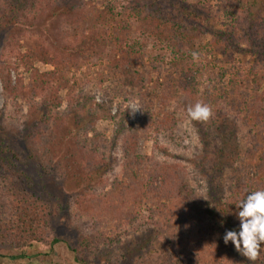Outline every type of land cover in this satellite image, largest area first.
<instances>
[{
  "label": "trees",
  "instance_id": "1",
  "mask_svg": "<svg viewBox=\"0 0 264 264\" xmlns=\"http://www.w3.org/2000/svg\"><path fill=\"white\" fill-rule=\"evenodd\" d=\"M125 1L121 14L127 11L131 17L147 22L151 33L163 39L172 60L170 65L176 74L174 77L171 74L163 75L156 63H144L143 56L136 54L134 46L124 48L114 35L118 43L113 47V59L108 64L105 78H101L99 84L105 83L106 89L113 95L137 100L140 108L137 123L131 121L128 110L122 112L118 109L112 116L110 109L104 110V106L93 104V96H81L74 108L69 105L62 114H53L60 107L57 97L53 105L43 103L27 115L22 130L2 131L3 127L0 126V132H7L0 133V244L19 251L18 256L11 257L13 259L25 255L26 249L32 244L43 241L50 227L51 212L48 202L30 193L22 185L23 182L19 184L17 179L23 175V170L11 143L17 140L31 141V145L43 149L44 157L48 158V142L55 145V156L63 148L73 154L78 152L80 155L69 152L67 155L82 156L78 163L85 160L90 168L94 164V157L103 149L93 127L99 114L114 123V140L120 142V171L111 180L105 196L99 200L100 206H106L108 200L111 203L116 201L117 205L111 206L113 211L118 209L120 217H125L135 207L145 206L150 226L148 231L141 233L140 237L143 238L138 239L135 250L140 254L141 261L184 264L183 258L187 257L193 260V264H196L195 260L205 264H224L212 227L220 228V239L229 251L234 244L231 241L225 244L223 236L226 230H240L237 216L240 209L237 205L250 192L264 189V88L261 86L264 79L256 74L257 67H264L262 5L257 6V0H235L229 9L224 10L226 21L219 24L199 5L180 0ZM42 3V0H14L7 7L0 5V21L5 19L3 30L11 28L17 33H25L28 25L22 10L29 7L36 12ZM62 9L55 10V15ZM43 24L44 19L39 20V25ZM104 40L105 35H94L80 46L63 48L64 60L61 57L59 60L57 54L48 55L44 50L36 55L29 53L30 58L36 61L46 64L55 61V72L40 74L41 82H37L32 74H29L26 83L20 76L13 79L11 75L17 72V68L0 62L1 88L13 98H24L26 91L33 94L45 87L43 83L49 85L52 78H57V66L61 61L73 62L78 56L83 60L91 59V55L103 47ZM199 47L208 55L220 56L227 61H234L235 57L248 59L250 72L245 85L226 78V74L222 73L218 75L217 88L212 90L206 86L200 91L201 69L190 61L192 53ZM3 49L0 39L1 57ZM152 76L158 79L157 85H154ZM178 94L185 97L184 103L180 104L181 107L177 104L176 108L168 109L170 100ZM197 101L211 106L214 121L209 125H204L206 121H194L188 116L187 108ZM220 101L238 114L237 117L248 129L247 136L256 130L258 139L256 134L249 136V141L254 144L242 149V154L227 175L222 187L219 218L212 225L205 217L206 202L201 200L198 191L192 186L184 162L177 163L169 156L170 148L178 150L184 143L183 123L187 121L194 124L193 132H196V139L202 145V152L210 148L207 131L226 138L224 129H227L228 123ZM185 104L186 108L182 110ZM231 127L235 128V125ZM45 132L59 133L49 140ZM81 132L84 139L79 142L76 135ZM91 132L92 137L87 138ZM224 139L221 146L232 145V142L228 143ZM144 142L151 143L149 154L142 152ZM163 144L167 147H162ZM233 149L237 150L235 147ZM208 154H211L210 150ZM53 171L56 174L59 168L55 165ZM186 250L189 251L187 256ZM258 259L264 264V247Z\"/></svg>",
  "mask_w": 264,
  "mask_h": 264
},
{
  "label": "rangeland",
  "instance_id": "2",
  "mask_svg": "<svg viewBox=\"0 0 264 264\" xmlns=\"http://www.w3.org/2000/svg\"><path fill=\"white\" fill-rule=\"evenodd\" d=\"M180 1L199 5L221 24L226 21L224 10L229 9L235 0ZM42 2L36 12L29 7L22 10L28 25L25 33H17V30L11 28L3 30L5 19L0 21V39L4 48L0 62L17 68V72L11 75L13 79L20 76L26 83L29 74H32L37 82H41L40 74L55 72V61L50 64L36 61L30 58L29 53L36 55L44 50L48 55L57 54L59 60L60 57L64 60L65 54L61 51L63 48L80 46L94 35H105L106 40L103 47L91 55L93 56L91 59L83 60L78 56L73 62L61 61L57 66V78H52L49 85L43 83L45 87L33 94L26 91L24 98L9 96L0 85L2 131L22 130L27 115L45 102L55 104V97L59 99L60 107L53 111V114L55 112L62 114L69 105L74 108L81 96L86 98L93 96V104L104 106V110L110 109L112 116L118 109L122 112L128 110L131 121L137 123L140 119L139 110L134 114L130 112L133 108H139L137 100L132 101L113 95L106 89L105 83L100 85L99 81L105 78L108 64L113 59V47L118 41L124 48L134 46L136 54L143 56L144 63L152 61L161 68L163 75L171 74L174 77L176 73L172 69V64L170 65L172 60L163 39H160L158 34L151 33L152 29L147 27V22L131 17L127 11L124 15L121 14L126 4L125 0H42ZM11 3H14V0H0L1 6L7 7ZM260 4L264 12V0H257V6H261ZM60 8H63L62 11L55 15V10ZM262 16L264 18V15ZM42 19L44 24L40 26L39 20ZM114 35L118 41L114 40ZM195 53H198V58L194 59L192 55L190 61L201 69L200 91L206 86L212 90L217 88L218 75L222 73L226 74V78H231L242 85H245L244 82L249 78L248 59L235 57L234 61H227L220 56L208 55L200 47ZM256 74L264 79V67H257ZM151 79L155 80L154 85L158 84L159 81L154 76ZM261 86L264 88V81L261 82ZM184 100L185 97L178 94L175 99L170 100L168 109L176 108L177 104L181 107L180 104L184 103ZM29 103L32 106L29 107ZM219 104L228 123L227 129H224L226 138L212 135L213 132L207 131L206 138L210 148L202 152V145L196 139V132H193L194 124L187 121L183 123L184 143L178 150L170 148L169 156L177 163L184 162L192 186L198 191L201 200L206 202L205 217L212 225L219 218L223 198L222 187L225 185L227 175L242 154V149L250 148L254 144L249 141V136L256 134L258 139L255 129L247 136L248 129L243 126L241 119L237 117L238 114L228 108L229 105L223 101ZM185 108L186 104L182 110ZM183 113L184 111L181 112ZM213 118L211 116L204 125L212 123ZM232 124L235 128H229ZM93 127L101 139L103 149L94 157V164H91L90 168L85 160L78 163L82 156H72L80 155L78 152L73 154L68 151L72 154V157H69L63 148L55 156V145L48 142H46L50 155H46L48 158L44 157L43 149L37 145L33 147L31 141L27 143L17 140L11 143L13 151L19 156V166L23 170V175L17 180L19 184L23 182L22 185L30 193L40 196L49 203L50 227L42 242L32 244L26 249L25 255L17 259L11 257L18 256L19 251L0 244V264H143L145 260L141 261L140 254L135 250L138 239L143 238L140 237L141 233L148 231L149 215L145 206L133 208L125 217H120L118 209L112 210L111 205H117L116 201L111 203L108 200L106 206H100L99 200L105 196L111 180L120 171V142L114 140V123L106 120L103 114L96 117ZM55 133L59 132H45L46 139L55 137ZM76 136L79 142L84 139L83 132ZM86 137L91 138L92 132ZM223 139L228 143L232 142V145L221 146ZM162 147L167 145L163 144ZM234 147L237 150H234ZM141 148L142 152L149 154L151 143L144 142ZM209 150L211 154H208ZM55 165L59 168L56 174L53 171ZM212 228L224 264H253L237 252L235 246L227 251L220 239L222 237L220 228ZM187 253L189 251L186 250L185 256ZM183 261L184 264H193L191 258H183ZM145 262L152 264L150 261ZM195 263L205 264L197 260ZM254 264L263 263L258 259Z\"/></svg>",
  "mask_w": 264,
  "mask_h": 264
},
{
  "label": "clouds",
  "instance_id": "3",
  "mask_svg": "<svg viewBox=\"0 0 264 264\" xmlns=\"http://www.w3.org/2000/svg\"><path fill=\"white\" fill-rule=\"evenodd\" d=\"M193 58H198V53H192ZM140 110L133 108L131 113ZM188 116L194 121H207L212 116L210 105L197 101L187 108ZM237 208L240 220V230H226L223 240L227 244L231 241L237 252L245 256L249 261L254 262L261 254L264 245V189L252 191L242 199Z\"/></svg>",
  "mask_w": 264,
  "mask_h": 264
}]
</instances>
